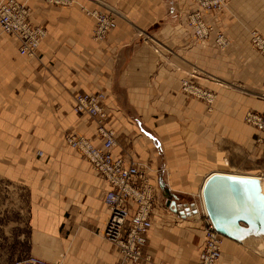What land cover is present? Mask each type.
<instances>
[{
	"label": "crops",
	"instance_id": "obj_1",
	"mask_svg": "<svg viewBox=\"0 0 264 264\" xmlns=\"http://www.w3.org/2000/svg\"><path fill=\"white\" fill-rule=\"evenodd\" d=\"M20 1L47 36L28 57L19 54L18 40L0 35V255L118 261L104 233L109 184L64 140L74 132L102 144L96 120L77 113L74 98L103 90L114 154L139 161L157 196L145 248L151 260L139 264H198L201 221L178 217L167 205L172 195L178 204L193 202L210 174L230 173L219 169L226 156L264 170V134L243 120L249 109L264 111L255 94L264 85V59L249 44L250 30L264 33V0H230L224 12L204 13L230 39L225 51L213 33L200 41L187 25L193 0ZM84 8L112 11L116 28L95 39V20ZM199 67L225 71V87L213 85L211 111L182 90V79ZM263 248L225 237L217 264H264Z\"/></svg>",
	"mask_w": 264,
	"mask_h": 264
},
{
	"label": "built area",
	"instance_id": "obj_2",
	"mask_svg": "<svg viewBox=\"0 0 264 264\" xmlns=\"http://www.w3.org/2000/svg\"><path fill=\"white\" fill-rule=\"evenodd\" d=\"M49 4L61 6L73 5L76 0H45ZM197 7L187 16V25L195 37L207 38L215 31L213 24L205 19V12L219 14L225 11L227 0H193ZM85 13L95 20L94 38L104 40L109 32L116 28L117 21L110 10L84 8ZM0 29L19 42V53L28 57H36L38 48L47 36V28L34 24L31 20V8L20 0L0 1ZM216 41L225 45V35L215 31ZM253 44L264 53V36L252 32ZM191 73L182 82L184 91L199 95L212 103L214 95L207 89L194 84ZM264 96V85H263ZM107 94L103 90L83 92L75 95L74 110L88 114L98 124L97 131L102 144L97 145L85 135L70 132L65 134V141L80 152L92 165L93 169L108 182L109 188L104 194V202L110 211L105 228V237L119 250L116 264H139L142 260H150L145 252L148 243V232L153 227L152 212L157 204L154 186L141 165L124 156H116V132L105 124L107 111L105 107ZM245 121L261 134H264V111L249 110ZM258 140L263 141L262 137ZM134 206V210L133 207ZM169 206V205H168ZM178 217L183 216L174 211ZM203 230V243L199 253L198 264H217L222 255L220 234L205 208L199 209ZM203 216V217H202ZM14 264H61L60 261H49L35 255H29L14 261Z\"/></svg>",
	"mask_w": 264,
	"mask_h": 264
},
{
	"label": "water",
	"instance_id": "obj_3",
	"mask_svg": "<svg viewBox=\"0 0 264 264\" xmlns=\"http://www.w3.org/2000/svg\"><path fill=\"white\" fill-rule=\"evenodd\" d=\"M174 211L200 218L203 206L216 230L251 247H264V191L261 177L214 172L204 182L202 200L178 204Z\"/></svg>",
	"mask_w": 264,
	"mask_h": 264
},
{
	"label": "rangeland",
	"instance_id": "obj_4",
	"mask_svg": "<svg viewBox=\"0 0 264 264\" xmlns=\"http://www.w3.org/2000/svg\"><path fill=\"white\" fill-rule=\"evenodd\" d=\"M229 2H230V0H227V4H226V7H225V9H227L228 8V4H229ZM211 24H213V23H211ZM214 25V24H213ZM215 27V26H214ZM215 31H218V30H216V28H215ZM215 31H214V42H215V44H216V46L217 47H219L218 49H221V50H224L228 45H229V43H230V39L222 32V31H219L220 33H222V34H224L225 35V39H226V41H225V45L223 46V45H221V44H219L217 41H216V36H215ZM253 31H256L257 33H260L262 36H264V33L263 32H261L259 29H252V30H250V32H249V44H250V46H251V48L252 49H254L258 54H259V56L260 57H262V59H264V53H262V51H260L258 48H257V46L255 45V44H253V42H252V40H251V38H252V32ZM0 35H5L6 37H8V35L7 34H5L4 32H2L1 31V29H0ZM211 36H209V37H207V38H198V37H196L197 38V40H200V41H203V40H207V39H209ZM19 51V50H18ZM225 51V50H224ZM20 54V53H19ZM223 56H225V52H224V55ZM224 63H225V60H224ZM222 69V68H221ZM193 73V72H192ZM195 75H196V77H193L192 79H191V81L194 83V84H196L197 86H199L200 88H202V89H207V90H209L210 92H212V94L214 95V100H213V102L212 103H208L207 102V100H205L204 98H202V97H200L199 95H193V94H191L194 98H197L199 101H203V103L205 104V106H206V109L208 110V111H211L212 109H213V105L215 104V101H216V98H217V93H216V90H215V87H213V85L214 86H218V87H225V71H223V70H220L219 72H208L207 70H205V69H203V68H198L197 69V71H195V73H194ZM189 76V75H188ZM184 79H187V78H184ZM184 79H182V82H183V80ZM232 85H234V86H243V87H247L248 86V84H243L242 82H237V81H234V84H232ZM211 86V87H210ZM210 88V89H209ZM214 88V89H213ZM212 89V90H211ZM246 89V88H245ZM182 90H183V88H182ZM184 91V90H183ZM246 91L248 92V93H250V90H247L246 89ZM184 92H186V91H184ZM186 93H188V92H186ZM253 93H254V91H253ZM262 93H263V89L259 92V93H255V94H257L260 98H262V99H264V96H262ZM188 94H190V93H188ZM249 110H254V109H249ZM249 110H247V111H249ZM246 111V112H247ZM256 111H260V110H256ZM246 112H245V114H246ZM260 112H263V111H260ZM245 114H244V116H243V120H244V122L247 124V125H249L246 121H245ZM107 118H108V113H107V117H106V119H105V124L107 123ZM107 126V125H106ZM251 126V125H250ZM108 127V126H107ZM251 127H253V126H251ZM108 128H110V127H108ZM254 128V127H253ZM111 129H113V128H111ZM116 132V131H115ZM64 140H65V136H64ZM117 140V139H116ZM66 142V141H65ZM66 144L67 145H69L67 142H66ZM70 146V145H69ZM72 147V146H71ZM73 148V147H72ZM75 149V148H74ZM124 157H126V156H124ZM228 156H226V157H224L223 158V164H221L220 166H219V169L221 170V171H223V172H230V173H233V174H240V175H252V176H256V175H260V176H258V177H261L262 175H264V170H262L261 172H253V168L251 167V162H247L246 161V164L244 165V163H242V161H244V160H242L241 159V162L239 163V165H235V164H232V160H231V158H228ZM127 159H130V160H133V161H136V162H138L139 164H140V162L139 161H137V160H135L134 158H132V157H127ZM263 164V168H264V163H262ZM141 165V164H140ZM241 168H244V170H241ZM262 168V169H263ZM148 176H149V178H150V180H151V176L148 174ZM262 177H264V176H262ZM261 179H263V178H261ZM1 182V181H0ZM151 182H152V180H151ZM153 184V183H152ZM154 186V185H153ZM198 193V192H197ZM196 193V195L195 196H191L193 199H191V200H194V201H200V200H202V198H201V194H197ZM174 196L175 195H172L170 198H169V200H174L173 198H174ZM177 201V200H176ZM171 202V201H170ZM170 202H168V205H167V209L169 210V211H171V205H170ZM203 217V216H202ZM201 219V215H200V218L199 219H197V220H199V221H201L200 220ZM225 237V236H224ZM224 239V238H223ZM150 255V254H149ZM19 256H14V255H0V264H14V261L18 258ZM150 257H151V255H150ZM150 260H151V258H150Z\"/></svg>",
	"mask_w": 264,
	"mask_h": 264
},
{
	"label": "bare ground",
	"instance_id": "obj_5",
	"mask_svg": "<svg viewBox=\"0 0 264 264\" xmlns=\"http://www.w3.org/2000/svg\"><path fill=\"white\" fill-rule=\"evenodd\" d=\"M258 177V176H257ZM263 179H261L262 180V186H263V191H264V177H262ZM105 180V179H104ZM201 196H202V192H201ZM260 248V247H259ZM262 250H264V248L262 249Z\"/></svg>",
	"mask_w": 264,
	"mask_h": 264
}]
</instances>
